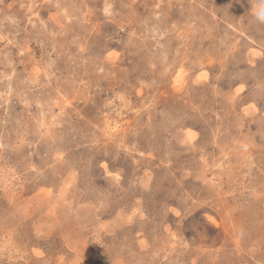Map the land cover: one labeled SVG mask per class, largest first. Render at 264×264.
<instances>
[{
    "label": "rangeland",
    "instance_id": "rangeland-1",
    "mask_svg": "<svg viewBox=\"0 0 264 264\" xmlns=\"http://www.w3.org/2000/svg\"><path fill=\"white\" fill-rule=\"evenodd\" d=\"M257 0H0V264H264Z\"/></svg>",
    "mask_w": 264,
    "mask_h": 264
},
{
    "label": "clouds",
    "instance_id": "clouds-1",
    "mask_svg": "<svg viewBox=\"0 0 264 264\" xmlns=\"http://www.w3.org/2000/svg\"><path fill=\"white\" fill-rule=\"evenodd\" d=\"M252 15L256 22L264 24V0H257L252 9Z\"/></svg>",
    "mask_w": 264,
    "mask_h": 264
}]
</instances>
